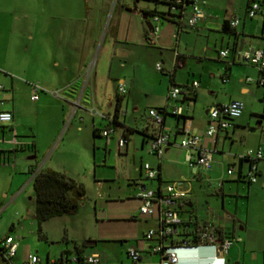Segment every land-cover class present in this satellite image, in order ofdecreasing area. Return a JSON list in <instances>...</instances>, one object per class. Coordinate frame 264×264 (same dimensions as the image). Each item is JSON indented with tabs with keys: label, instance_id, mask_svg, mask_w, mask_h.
I'll return each mask as SVG.
<instances>
[{
	"label": "crops",
	"instance_id": "1",
	"mask_svg": "<svg viewBox=\"0 0 264 264\" xmlns=\"http://www.w3.org/2000/svg\"><path fill=\"white\" fill-rule=\"evenodd\" d=\"M134 1L137 2V0ZM262 1L263 3L256 1L259 7L249 17L246 16V8L251 2L250 0H242V5H240L242 7L237 6L234 0H205L203 5L204 17L194 27L182 25L180 29H177L175 19H161L158 22V32L153 36L151 35V41L155 39L159 42L160 64L165 62L161 57L163 52H168V50L171 52L166 62L167 83H164L160 88L149 84L144 88L138 87V93L149 94L153 97L147 103L146 110L149 107H164L163 125L170 131H175V134L171 136L170 142L165 146L161 157H158L157 167H153L158 170L159 175L157 174L154 178L144 177L150 182L156 180L154 185L147 186L144 179L133 182V184L137 186L142 184L158 189L164 182L160 167V160L163 157L177 161L182 165L186 163V150L177 144L181 132L187 130L201 135V143L213 149L211 166L206 171L197 167H190L195 176L201 178L203 173L204 176L210 178V182L213 181L215 184L216 180L221 178V183L217 186L218 192H216L219 194L216 196L219 198L221 209L210 205L213 204L212 198L207 199L208 205L200 207L199 201L195 199L192 185L189 183L187 185L189 201L186 210H182V216L186 218L191 212L190 223L203 220L214 221L222 230L223 235L231 239V243L223 254V259L216 255L213 246L199 244L191 248H178V258L174 264H264V253L259 254L258 250L251 247L249 236L245 231L246 226L239 219L241 212L239 213L237 209L238 196L234 201V212L224 208V204L231 203L227 200L228 198L224 197L226 193L231 192L234 188L238 189L240 182L246 180L243 177L246 162L241 161L239 163L237 155L248 148H255L264 140V82L261 84L257 82L261 72L247 62L242 54L251 45L264 49V0ZM158 2L164 4V8L158 11H165L168 8L166 2ZM138 8L140 10L136 8V5L131 7L125 0H10L0 3V36L6 21H10L12 24L14 22L26 40V48L29 46V41L33 43L30 51L33 59L30 60L29 64H25V70L30 69L33 73L43 74L37 76V80H23V82L13 74H9L8 71L0 69V83L3 85V89L0 91L2 99L0 107L12 112V120L9 123H0V161L3 158L7 161L12 160L9 153L5 152L9 148V143L5 139L11 136L12 129L16 131L17 138L26 143L17 146L13 165L0 162V212L4 207L11 204L15 195L21 190L19 188L14 194L11 191L12 187H17V182L21 179L19 174L24 172L29 174L31 171L43 169L41 168L42 163L37 164V150L45 139L47 141L52 136L49 133L40 134L33 129V121L29 117L31 112L27 109V104L29 101L35 103L34 101L38 100L33 105V111L41 110L45 106V97L43 101H40L38 92L35 100L30 98L31 82L38 83L44 89L39 91L48 92L52 95L51 97L55 96L67 101L72 108V113L75 112L76 108L78 111L84 112L85 115L89 116L92 130L103 128L109 124L112 125L113 129L109 134L108 143H105L104 137L98 132L91 139L93 151L97 149V144L101 141L105 146L112 144V142L116 145V139L121 133L127 138L123 150L127 151L130 138L128 132L132 130V127L123 124L119 118V105L123 95L127 98V102L129 97L134 96L132 81L127 79L128 81L124 82L120 78L117 79L114 109L103 113L93 106L96 102H101L103 98L100 94L101 72L94 68L89 73H83V68L87 57L94 50L93 47L97 40L104 42L103 45L105 44V46H111L114 53L121 54L125 58L134 54L133 43L141 42L142 36H145V31L148 30L142 18V13H144L142 10H150L139 6ZM261 12L262 14H259ZM149 16L147 15V18ZM232 17L238 18V22L234 26L235 34L222 28L223 22ZM30 21L31 27H29ZM148 33L151 34L150 30ZM217 38L220 41L216 48ZM239 38L243 39V44L237 58L236 53L238 51L236 48ZM223 47L229 48L224 57L218 55V50ZM1 59L3 58L0 57ZM2 63L3 60L0 61L1 67L3 66ZM109 64H111V60ZM161 69H163L162 64ZM109 80L110 78L107 79V82ZM192 80L197 81L196 86H191ZM119 82L125 86V92L121 94L117 91ZM171 84L180 86L184 90L178 99L173 100V103L181 106V114L179 115L172 114L170 105L166 103L167 90ZM136 90L137 88L134 91L136 92ZM23 91L28 99L26 101L20 97V93ZM82 98L87 99L90 104L82 105ZM107 98L110 99L111 95L108 94ZM230 99L242 101L243 108L240 115L233 118L231 125L227 128L217 129L211 136L205 135L207 113L204 110L211 105L226 103ZM137 102L133 100L134 109H137ZM108 104L110 105L111 102L108 101ZM244 106L246 112L243 113ZM146 110L144 113L148 123L146 125L143 123L140 126L138 130L139 139L133 143V151L137 150V144L142 148L148 134L154 130V125L148 118ZM79 119L81 120V116ZM254 121L257 122L256 125H254ZM261 148V158H263L264 146L261 145ZM190 152L193 153L194 151L191 149ZM3 153L4 156H2ZM230 164L234 165V170L227 174L225 170ZM140 165L137 167L139 174L142 173ZM53 166L55 165H48L46 168L55 169ZM61 168L67 172L64 165ZM31 176L32 173L25 183L31 181ZM176 181H181L182 185L187 182L184 178L176 179ZM60 216L62 215L56 217ZM30 217H33V210ZM9 218L7 225L9 231L0 238L1 241L6 234H11V231L14 232V235H11L16 241V245L8 261L11 258H20L17 254L21 239L25 237L22 234L24 225L17 220L19 224L16 226L14 219ZM59 221H61L60 225H57L55 231H51L52 233H48L44 237L38 236V238L45 240L49 237L51 241L56 240L62 243L57 256L62 254V250L73 249L74 245H80L82 241L85 244L86 240H93L94 242L83 248V251L96 250L94 248L95 243L100 238H104L91 235L83 229L69 230L66 219ZM59 221L55 223L58 224ZM132 221L134 223L131 233L132 240L131 244L128 245H134L140 249L141 264H158L159 254L149 249L154 239H145L143 235L146 229L156 228L158 223L157 212ZM32 227V220L30 219L27 230L29 234L33 232ZM64 240L66 241L64 242ZM69 242L72 244L70 245ZM56 257L47 258V260L51 261ZM100 262L117 263L113 258L110 259L106 255L101 256V254Z\"/></svg>",
	"mask_w": 264,
	"mask_h": 264
},
{
	"label": "rangeland",
	"instance_id": "2",
	"mask_svg": "<svg viewBox=\"0 0 264 264\" xmlns=\"http://www.w3.org/2000/svg\"><path fill=\"white\" fill-rule=\"evenodd\" d=\"M7 1L10 0H0V3ZM125 1L131 7L136 5L138 10H140L138 6L150 10L164 8L163 3L156 2L154 5L152 0H137L136 3L134 0ZM256 1L263 3L262 0ZM234 3L240 6L242 0H234ZM16 26L14 22L12 24L10 21H6L1 33L0 57L3 59L0 61L3 60L2 64L6 68L0 66V69L8 71L9 74H13L22 81L37 80V76H42V73H33L30 69L25 70L26 65L33 59L30 55L31 44L33 43L29 41L30 48L29 46L26 48V40ZM31 26L30 21L29 27ZM145 32L141 42L133 43L134 54L126 58L121 54L114 53L111 46H105V44L103 45L104 42L97 40L93 47L94 50L87 57L83 68V73H89L94 68L101 72L100 94L103 98L101 102H96L93 106L103 113L114 109L117 79L120 78L124 82H127V79L132 81L134 96L129 97L127 102V98L123 95L119 105V118L123 124L132 127L131 132H128L130 138L127 151L118 150L113 142L105 146L103 141L99 142L97 149L93 151L91 139L95 135L92 133L89 116L78 111V108L72 113V108L64 99L51 97L52 95L48 92L39 91L40 101H43L45 97V106L41 110L33 111V105L38 100L34 101L35 103L29 101L27 104V109L31 112L29 117L33 121V129L40 134H52L47 141L45 139L43 144H40L41 147L37 150V164L42 163L41 168L43 169L48 165H55L53 166L55 170L62 171L69 177L81 182L85 190L84 196L73 214L50 217L42 223V232L44 235L52 233L57 225H60L61 221L59 220L66 219L69 230L83 229L91 235L104 237L95 243L94 248L101 256L106 255V257L113 258L117 262L128 260L125 248L131 244L134 224L132 220L142 219L144 216L139 213V200L134 195L137 185L133 184V181L138 182L144 179L147 186H153L156 181L150 182L149 179L144 178L143 172L139 174L137 167L139 164L147 162L156 168L159 161L158 156L149 151L147 141L142 148L139 144L136 145L137 150L133 151L132 148L133 143L139 139L138 130L140 126L143 123L145 125L148 123L144 112L147 103L153 98L149 94L138 93V87L144 88L149 84L160 88L164 83H167L166 62L171 53L170 50L163 52L161 56L165 60L164 63H161L163 69H156L155 62L160 63L159 42L155 39L151 41L153 35H149L148 30ZM219 41L217 38L216 48L219 46ZM100 45L101 48H99ZM110 60L111 64H109ZM108 78H110L109 82H107ZM133 87L134 90L137 88L136 92ZM108 94L111 95L110 99L107 98ZM20 97L23 101L28 100L24 91L20 93ZM133 100L138 101L137 109L133 108ZM108 101L111 102L110 105ZM81 104L85 106L90 102L82 98ZM244 112H246L245 106ZM79 116H81V120ZM253 123L256 125L257 122L254 121ZM258 145L264 146V140ZM181 158L182 155L179 159L181 160ZM63 165L67 168V172L61 168ZM160 167L161 177L164 181L186 179L187 182H184V185L187 186L189 183L192 185L195 199L199 201L200 207L208 205L207 199L212 198L213 204L210 205L220 208L217 197L219 194L216 193L218 192L217 186L213 181L208 183L203 173L199 178L194 175L187 163L182 165L164 157L160 160ZM257 167L258 174L255 181L250 183L246 180L241 181L238 189L234 188L231 192L226 193L224 197L228 198L227 200L231 203L224 204V208L234 212V201L238 196L237 209L239 213L241 212L239 219L246 226L245 231L249 236L251 247L258 250L257 252L260 254L261 252L264 253V149L263 158L258 161ZM34 172L35 170L30 173L33 174ZM30 173L19 174L21 179L17 182L18 184L16 183L17 187H12L11 191L14 194L19 188L21 190L15 195L11 204L4 207L0 212V238L9 231L7 228L9 217L14 219L16 226L19 224L17 220L24 225L22 234L25 237L21 239L17 254L20 258H11L8 261L1 256L0 252V264H23L29 253L36 254L41 263H45L47 258L51 259L57 256L58 249L62 245L60 241H51V238L47 236L46 240L38 238L36 223L34 218L30 217L34 208V190L31 181L25 183L29 179ZM30 219L33 226L31 234L27 232ZM56 221L59 223L56 224ZM10 233L14 235L13 231ZM69 244L72 243L69 242ZM70 264L74 263L70 262Z\"/></svg>",
	"mask_w": 264,
	"mask_h": 264
},
{
	"label": "built area",
	"instance_id": "3",
	"mask_svg": "<svg viewBox=\"0 0 264 264\" xmlns=\"http://www.w3.org/2000/svg\"><path fill=\"white\" fill-rule=\"evenodd\" d=\"M167 9L162 13H153L149 16L151 22L150 32L155 35L158 32V22L161 19H175L177 23V29H180L182 25L188 27H194L199 20L204 17L205 0H166ZM259 4L256 1H251L246 8V16H252L258 9ZM238 20L232 17L228 20V26L234 28ZM229 51L228 47H223L218 50L219 56H226ZM243 56L246 61L254 65L261 75L257 79L258 83L264 82V49L260 47L249 46L243 51ZM156 69H161L159 62L155 63ZM224 79V78H223ZM247 79H250L247 77ZM31 94L30 98L35 100L38 96L39 90L43 88L36 82H31ZM197 81L192 80L191 86H196ZM3 89V85L0 83V91ZM44 90V89H43ZM117 91L121 94L125 92V86L122 82L117 84ZM184 90L175 84H171L167 90L166 103L170 105V112L172 114H181V106L177 103H173V100L178 99ZM2 99L0 97V104ZM243 103L239 99H230L226 103L211 105L207 107V124L204 134L211 136L217 129H225L231 125V120L240 115L242 112ZM165 109L164 107H149L146 110V114L152 124L154 130L148 134L147 143L149 151L155 153L158 157L161 154L165 146L170 142V138L175 134V131H170L163 125ZM12 120V112L8 109L0 107V123H9ZM112 125H106L103 128L97 130V132L104 137L105 143H108L110 138V132L112 131ZM9 143V148L5 150L12 157L11 161L4 160L10 165L14 164V153L19 145L26 144L17 138L16 131L12 129V134L9 138L5 139ZM202 136L184 130L181 132L177 144L185 148V161L189 166L194 168H200L202 171H206L211 166L213 149L205 146L201 143ZM127 138L121 133L116 139V146L118 150H124L126 146ZM194 152L191 153L190 150ZM7 153V154H8ZM4 156V153L2 154ZM262 157L261 145L255 148H248L242 153L237 155L239 161L246 162V168L243 172V177L246 181L253 182L257 178L258 167L257 162ZM144 177L154 178L158 170L151 167L147 162H143L140 165ZM234 170V165L230 164L226 168V173L230 174ZM205 179L210 183V178L205 175ZM135 183V181H133ZM221 183V178L216 180V186ZM188 187L182 185L181 181L171 180L164 181L162 186L158 189L146 187L138 184L134 193L135 197L139 200V213L141 215H151L157 212V226L156 228H148L144 232L145 239H154V242L150 245L149 249L152 252H157L160 256L158 264H174L177 261V249L178 248H191L199 244H208L214 247L216 255H219L223 259V254L226 252L227 247L231 243V239L228 236H224L220 227L211 220L193 221L190 223L192 217L191 212L188 210L186 218L182 216V210H186L188 203ZM186 224L183 227V223ZM190 223V225H189ZM189 227V228H188ZM192 230L196 234V241L182 240V235L179 232H185L186 230ZM16 241L11 234H6L0 241L1 254L5 259H9L15 249ZM125 254L128 260L140 262L141 253L134 245H127L125 248ZM70 262L80 261L82 263H98L100 262V253L96 250L90 252H82L78 255L71 254L69 257ZM48 262H51L47 260ZM24 264H44L41 263L40 258L36 254L29 253L26 256Z\"/></svg>",
	"mask_w": 264,
	"mask_h": 264
},
{
	"label": "trees",
	"instance_id": "4",
	"mask_svg": "<svg viewBox=\"0 0 264 264\" xmlns=\"http://www.w3.org/2000/svg\"><path fill=\"white\" fill-rule=\"evenodd\" d=\"M152 1L167 2L166 0H152ZM250 1H254V0H250ZM142 12L146 13L147 15H152L153 13H162V11H158L154 9L142 10ZM227 23L228 21L225 20L222 24V28L227 31H231L232 33L235 34L234 28L229 27ZM97 130L98 129L96 128L92 130L93 135H96ZM145 135L147 134L145 133ZM240 162L241 161H239V163ZM31 182L34 190L33 218L36 223V232L39 237H44V233L42 232L41 229L42 223L50 217L59 216L62 214H70L75 212L80 204L81 199L84 196L85 190L81 182L76 181L75 179L69 177L66 173L62 171H58L51 168L38 169L37 171H35L31 176ZM185 224L186 222L183 223V227ZM179 234L182 235L183 237L182 240H188L192 242L196 241V234L192 230L187 229L185 232L180 231ZM65 241L66 240H64V242ZM85 247H87V245H85L84 241H82L80 245H74L73 249L62 250V254L57 256L51 262H48L46 260L44 264H50V263L70 264L68 257L71 254L78 255L82 252H85L83 251V248ZM73 263L90 264V263H82L79 260ZM92 264H111V263L98 262ZM112 264H141V263L137 261L126 260Z\"/></svg>",
	"mask_w": 264,
	"mask_h": 264
},
{
	"label": "water",
	"instance_id": "5",
	"mask_svg": "<svg viewBox=\"0 0 264 264\" xmlns=\"http://www.w3.org/2000/svg\"><path fill=\"white\" fill-rule=\"evenodd\" d=\"M142 18H143V20H144V23H145V26H146V28L148 29V30H150V28H151V22H150V20L147 18V14L146 13H142ZM242 44H243V39L242 38H239L238 39V45H237V53H236V57L238 58V56H239V52H240V50H241V48H242ZM204 112H206V109L204 110ZM93 240H86L85 241V244L86 245H90V244H93Z\"/></svg>",
	"mask_w": 264,
	"mask_h": 264
}]
</instances>
